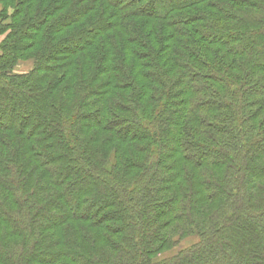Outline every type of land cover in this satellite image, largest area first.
<instances>
[{"label":"trees","instance_id":"trees-1","mask_svg":"<svg viewBox=\"0 0 264 264\" xmlns=\"http://www.w3.org/2000/svg\"><path fill=\"white\" fill-rule=\"evenodd\" d=\"M0 4V264H264V0Z\"/></svg>","mask_w":264,"mask_h":264},{"label":"rangeland","instance_id":"rangeland-1","mask_svg":"<svg viewBox=\"0 0 264 264\" xmlns=\"http://www.w3.org/2000/svg\"><path fill=\"white\" fill-rule=\"evenodd\" d=\"M2 6L0 4V12L2 11ZM2 17L0 19L2 20V23L8 24L10 23L9 15L11 13V7H7V9H4ZM1 14V13H0ZM6 35L5 33H2L0 36V41L4 39ZM33 67V60L32 59H23L18 60L11 69L12 74H24L27 73L29 70H31ZM197 237L195 235H189L177 242L176 245L172 246L171 248L164 250L163 252H160L158 255H156L153 260L154 261H160L166 257L172 256L176 254L179 250L186 248L187 246H191L196 242ZM36 261V260H35Z\"/></svg>","mask_w":264,"mask_h":264},{"label":"crops","instance_id":"crops-1","mask_svg":"<svg viewBox=\"0 0 264 264\" xmlns=\"http://www.w3.org/2000/svg\"><path fill=\"white\" fill-rule=\"evenodd\" d=\"M1 37V36H0Z\"/></svg>","mask_w":264,"mask_h":264}]
</instances>
